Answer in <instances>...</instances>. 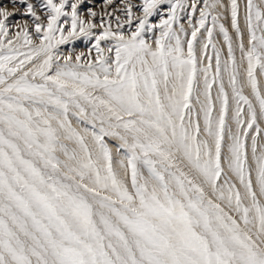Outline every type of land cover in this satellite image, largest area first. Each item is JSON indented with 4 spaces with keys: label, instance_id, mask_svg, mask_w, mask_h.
<instances>
[{
    "label": "snow or ice",
    "instance_id": "snow-or-ice-1",
    "mask_svg": "<svg viewBox=\"0 0 264 264\" xmlns=\"http://www.w3.org/2000/svg\"><path fill=\"white\" fill-rule=\"evenodd\" d=\"M11 2L38 42L0 6V264H264V0L243 28L238 0H143L128 34L131 3L113 29L82 0H45L46 24Z\"/></svg>",
    "mask_w": 264,
    "mask_h": 264
},
{
    "label": "rangeland",
    "instance_id": "rangeland-1",
    "mask_svg": "<svg viewBox=\"0 0 264 264\" xmlns=\"http://www.w3.org/2000/svg\"><path fill=\"white\" fill-rule=\"evenodd\" d=\"M27 2L31 3L34 6V10L36 14L40 17L41 22H44L46 24L47 22V15L49 13V9L45 6V0H27ZM55 2L59 3V0H55ZM76 0H69V4L75 3ZM131 3L133 5V13H134V19L131 25L125 24L124 25V32L125 34H128L130 31L135 30V26L138 23V21L135 19L136 16H143L142 12V4L143 0H113L112 4H108L107 0H82V2L79 4L77 8L78 14L85 20L93 21L99 24L101 18L104 20L105 24L108 22L112 23L113 29L116 28V16L120 17L121 21H124L127 19L125 7L127 4ZM192 0H186V4H191ZM223 3L225 5H230V0H223ZM238 3L240 5V23L241 27H244V16H245V5L246 0H238ZM0 6L5 7L10 13H14V15L9 17V20L6 22L9 26V35H14L17 30H22V26L25 24V22L28 25V29L30 34L33 35V39L37 40L36 34H35V24L37 21L30 15L26 13V4H20L15 3L13 4L11 0H0ZM169 10V6L167 4L160 5L155 13L149 18L150 24H159L160 20L162 18H167V13ZM65 11L70 12L71 8L67 7L65 8ZM95 11L97 13V17H92L90 15V12ZM224 19L222 22H225L226 25L229 26L230 32L234 34V30L230 27V11H223ZM180 19L177 22V24L174 25V28L178 31L179 30V24L183 23L185 28L190 31V27L188 24V18H189V11L186 10L183 12L178 13ZM65 17H61V23H63V20ZM194 19H198V13L197 16ZM67 31V28H66ZM97 34L99 33L100 29L93 30ZM159 36V31L156 32H148L146 33V39L149 40V42H152L154 37ZM222 39V38H220ZM248 41V33L245 30V44L247 46ZM38 42V40H37ZM95 43V38L88 39L87 37L81 36L77 38L75 41H70L67 44L61 45L58 49L59 53L61 54H68L69 52L75 54H78L80 52H85L87 54L88 50L93 47ZM111 42L108 41H102L101 47H107ZM95 50L92 51V57H95ZM209 55H213L211 49H209ZM236 56L239 61L240 58V52L237 49ZM203 59V57H201ZM259 73V70H258ZM230 91V89H229ZM249 89H245V95H249ZM262 91H264V85H262ZM213 93L215 95V87L213 89ZM251 99H253V103L256 104L257 102L253 97L250 96ZM231 105V101H230ZM246 107V106H245ZM70 119L72 120L73 126L78 128H83L85 125L80 124L79 121L74 116H70ZM258 123L262 129H264V121L258 120ZM90 127V126H88ZM255 133H250V135H254ZM261 138L258 137V141ZM69 143L70 146H74L72 142H66ZM110 146L114 149V158H116L115 153V141L109 140ZM250 143V142H249ZM249 155H251V151L249 148Z\"/></svg>",
    "mask_w": 264,
    "mask_h": 264
}]
</instances>
